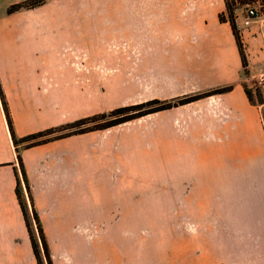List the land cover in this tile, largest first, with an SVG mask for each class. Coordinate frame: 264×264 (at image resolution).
Masks as SVG:
<instances>
[{
  "label": "crops",
  "instance_id": "obj_1",
  "mask_svg": "<svg viewBox=\"0 0 264 264\" xmlns=\"http://www.w3.org/2000/svg\"><path fill=\"white\" fill-rule=\"evenodd\" d=\"M26 1L0 0V86L16 137L123 106L106 101L105 90L120 88L122 72L144 92L134 104L232 87L147 114L160 116L147 133L161 151L179 153L178 210L208 249L199 264L263 260L264 102L246 93L258 79L264 101V57L256 63L249 49L260 41L250 33L257 23L241 28L236 17L246 76L232 26L221 20L226 0H46L8 13ZM121 143L112 127L16 148L0 96V264H38L17 194L18 154L52 264H121L120 244L106 233L136 231L138 209L147 213L154 197L138 186L150 177L122 174Z\"/></svg>",
  "mask_w": 264,
  "mask_h": 264
},
{
  "label": "rangeland",
  "instance_id": "obj_2",
  "mask_svg": "<svg viewBox=\"0 0 264 264\" xmlns=\"http://www.w3.org/2000/svg\"><path fill=\"white\" fill-rule=\"evenodd\" d=\"M228 2L232 4L235 19L236 17H239L240 23L247 14V10L249 9L247 7L248 4L250 7L257 8L262 20L264 19V0H228ZM225 17L229 20V14L227 11ZM262 25L263 21L254 24L252 27L253 29L250 31L252 37L259 38L260 40L259 42L255 41L252 45L250 44L249 48L252 60L254 59L256 63H258L260 57H264V35ZM112 74L117 73H109V75ZM128 74V72L121 73L120 88L105 89L106 101L112 100L113 98H119L121 103L124 104L123 106H130L135 105L132 102H139L145 98L143 91L137 92L130 88ZM244 74L248 76V68L244 70ZM248 85H250L251 88H249ZM248 85L246 83V87L249 89L254 101L257 103L262 94V84L259 83L258 79H255ZM195 95L198 94L186 95L171 102L177 103L184 97ZM123 106L121 105L120 107ZM111 111H107L106 114H109ZM154 117V119L152 118L153 120H151V116L146 115L112 126L120 130V137L122 140V174L150 177V179L146 181V185L141 184L138 186L150 187L154 197L147 202L148 205H150L146 206V208L150 207V210L147 209V213H144L143 210L139 211L138 209L136 215V231H121L119 233L114 232L106 234L110 236L109 240L111 242L112 240L115 244L119 242V259L121 264H199V259L202 258L201 254H205L208 249L200 246V236L194 229L190 218L187 216L183 217L182 213L178 210L176 179L178 175L177 160L179 153L176 151H161L160 142L157 140L159 137L152 136L150 132L147 133L152 124H154L160 116L157 115ZM114 119L115 117L111 116L106 121H112ZM102 123L104 122L100 121L90 126L93 127ZM184 154L187 158V155H190L191 153ZM126 163L127 165L130 163V169L124 167ZM133 165L134 168L132 167ZM162 176H168V183L161 182ZM19 179L22 190V192H20V197L23 208L27 214L31 234L41 255L40 264H47L38 227L26 191V184L21 172L19 173ZM161 187H163V190H160ZM183 236H185V239H188L184 248L186 259L185 261L181 259V262H179L178 252L180 247H182L181 242ZM194 240L196 241L195 243ZM193 247H195V249ZM193 252L195 253V257ZM181 257H183V249H181ZM255 264H264V259Z\"/></svg>",
  "mask_w": 264,
  "mask_h": 264
},
{
  "label": "trees",
  "instance_id": "obj_3",
  "mask_svg": "<svg viewBox=\"0 0 264 264\" xmlns=\"http://www.w3.org/2000/svg\"><path fill=\"white\" fill-rule=\"evenodd\" d=\"M45 1L46 0H28L24 3L11 6L8 9V13H13V12L18 11L20 9L35 8V7H38L42 4H44ZM226 10L229 14V22L232 26V29L234 31V35L236 37L238 46L240 48L244 68L246 69L247 68V62H246V57L244 54V49H243V44L241 41L240 33L237 29L236 22H235L236 19H235L234 9L232 8V4H230L228 2V0H226ZM221 20L226 21L225 15H223L221 17ZM231 90H232V87L216 89V90L207 92L205 94L184 97V98L180 99L177 103H173L174 101L173 102H171V101L162 102V101H158V100H153V101H148V102L130 105V106L126 105V106L119 107V108L111 111L109 114H101V115H98L95 117L82 119V120L74 122L70 125H67L65 127L57 128V129H50V130H47L44 132L29 135V136L24 137L22 139H18L14 133L12 122H11L9 112H8L7 103H6V100H5L1 86H0V96H1L2 104H3L4 110H5L7 119H8L9 128H10V131L12 134L14 145L17 148V147H19V145L25 144V146L29 148V147L41 145V144L50 142L52 140L64 138V137L71 136V135L83 134V133H87V132L94 131V130L107 129V128L112 127V126L128 122V121L133 120L135 118L146 116L147 114L166 110V109H169V108L176 106V105H183V104L191 103V102H194V101L199 100L201 98H205L207 96H211V95H215V94H221V93H225V92H228ZM246 93H247L248 98L252 104H255V105L256 104H259V105L263 104V102H264L263 101V93L261 94L260 99L257 103L254 101L252 94L250 93V91L247 87H246ZM111 116L115 117V119L112 121H106ZM100 121H103L104 123L99 124V125H95L93 127L90 126V125L95 124V123L100 122ZM83 126H86V127H83ZM18 160L20 163V167H21V171L23 174L25 184L27 186V190L29 191L26 173L24 171L22 159H21L19 154H18ZM17 194H18V198H19L20 204H21L22 209H23V213H24L26 222L28 224V218H27L26 211L24 210L23 205H22L19 188H18ZM32 210H33V216H34L36 225L38 227L40 240L42 243V247L44 249V254L46 257L47 264H52L49 247H48V244H47V241H46V238H45V235H44L41 223H40L38 213L36 212L34 206L32 207ZM28 228H29V233H30V237L32 240V244H33L34 253L36 255L38 264H40L41 263V255L39 253L37 244H36L32 234H31L29 224H28Z\"/></svg>",
  "mask_w": 264,
  "mask_h": 264
},
{
  "label": "built area",
  "instance_id": "obj_4",
  "mask_svg": "<svg viewBox=\"0 0 264 264\" xmlns=\"http://www.w3.org/2000/svg\"><path fill=\"white\" fill-rule=\"evenodd\" d=\"M247 7L249 8L247 10L246 16L243 18L242 22L240 23L241 28H249L254 23H259L263 21V33H264V19L262 20L260 12L255 7H250L248 4Z\"/></svg>",
  "mask_w": 264,
  "mask_h": 264
}]
</instances>
